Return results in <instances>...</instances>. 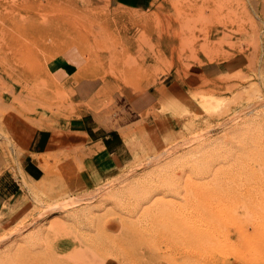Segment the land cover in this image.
Here are the masks:
<instances>
[{"label":"rangeland","instance_id":"374dc122","mask_svg":"<svg viewBox=\"0 0 264 264\" xmlns=\"http://www.w3.org/2000/svg\"><path fill=\"white\" fill-rule=\"evenodd\" d=\"M94 80L105 102L159 83L176 98L152 113L172 134L123 132L124 166L89 187L68 123ZM15 116L53 134L39 181L19 175ZM0 146L21 188L0 264H264V0H0Z\"/></svg>","mask_w":264,"mask_h":264},{"label":"crops","instance_id":"0c3cea01","mask_svg":"<svg viewBox=\"0 0 264 264\" xmlns=\"http://www.w3.org/2000/svg\"><path fill=\"white\" fill-rule=\"evenodd\" d=\"M154 1L110 0L116 8L137 12L150 11ZM203 72L194 73L191 77H205L206 71ZM194 80L189 83L186 81V85H195ZM172 86L159 83L136 95L113 92L108 95L110 99L106 102L103 100L106 95L100 81L94 80L74 87V100L79 104L81 116L69 122L68 127L72 133L82 137L85 143L81 168L89 187L104 183L124 166L128 150L123 132L130 136L135 125L146 121L164 137L168 138L169 133L172 134L173 119L169 114L158 117L152 115L153 110L163 105L170 108L174 106L176 97ZM177 104L182 106L180 101ZM7 128L8 134L24 154L20 159L19 175L29 182L41 180L45 173L38 160L48 153L52 132L26 123L16 116L11 118ZM55 142L53 139V144ZM10 164V159L0 146V212L7 203L14 208L19 206L14 199L21 196V188Z\"/></svg>","mask_w":264,"mask_h":264},{"label":"bare ground","instance_id":"6f19581e","mask_svg":"<svg viewBox=\"0 0 264 264\" xmlns=\"http://www.w3.org/2000/svg\"><path fill=\"white\" fill-rule=\"evenodd\" d=\"M224 55H225V54H224ZM214 59H215V58H214ZM217 59H218V58H217ZM203 102L206 103L207 100H204ZM225 239H226V238H225ZM228 239H229V238H227V241H226V240H225V241L228 242ZM230 239H232V238H230ZM217 240H219V239H217ZM222 240H223V238H222ZM234 240H235V239L233 238V241H232V242H235ZM243 240L248 244V242H247L246 239H243ZM223 241H224V240H223ZM223 241H222V242H223ZM225 241H224V242H225ZM244 241H243V243H244ZM218 242H219V241H217V243H218ZM222 242H221V243H222ZM229 242H230V241H229ZM229 242H228V243H229ZM232 242H230V243H232ZM217 243H216V244H217ZM246 243H245V244H246ZM247 244H246V245H247ZM218 245H219V244H218ZM221 245H222V244H221ZM228 245H230V244H228ZM237 245H238V244H237ZM241 245H242V244H241ZM231 246L234 247L233 244H231ZM238 246H239V245H238ZM227 247H228V246H227ZM235 247H236V245H235ZM240 247H241V246H240ZM228 248H229V247H228ZM244 248H245V247H244ZM231 249H232V248H231ZM238 249H239V248H238ZM232 250H234V249H232ZM241 250H243V249H241ZM235 251H236V250H235ZM239 252H240V251H239ZM245 252H246V251H245Z\"/></svg>","mask_w":264,"mask_h":264}]
</instances>
